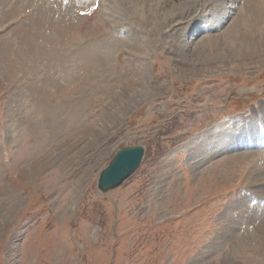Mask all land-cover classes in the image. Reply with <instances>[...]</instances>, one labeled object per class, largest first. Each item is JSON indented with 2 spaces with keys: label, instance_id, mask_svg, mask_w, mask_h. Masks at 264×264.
<instances>
[{
  "label": "rangeland",
  "instance_id": "1",
  "mask_svg": "<svg viewBox=\"0 0 264 264\" xmlns=\"http://www.w3.org/2000/svg\"><path fill=\"white\" fill-rule=\"evenodd\" d=\"M199 2L192 15L204 12ZM23 12L27 20L17 18ZM43 12L40 0H0V264H264V226L239 222L264 213L251 181L254 165L264 173V155L225 149L202 158L214 136L233 132L227 121L253 118L264 105L257 25L237 28L229 18L189 35L186 19L171 32L165 22L153 31L152 22L128 19L111 39L108 30L78 37L97 10L71 41L47 43L63 50L60 70L39 42L32 52L41 58L27 51L25 33ZM232 28L243 42L250 37L248 52L233 39H209ZM183 32L202 40L189 49L192 60L178 51ZM61 71L75 87L51 95L46 84ZM128 145L145 148L139 169L102 192L101 171Z\"/></svg>",
  "mask_w": 264,
  "mask_h": 264
},
{
  "label": "bare ground",
  "instance_id": "2",
  "mask_svg": "<svg viewBox=\"0 0 264 264\" xmlns=\"http://www.w3.org/2000/svg\"><path fill=\"white\" fill-rule=\"evenodd\" d=\"M40 1L42 3V6H44L43 16H42L41 19H39V18L36 19V17H34L31 20V23H30V26H29V31L27 33H25V35L27 37L26 38L27 42L29 43L31 41L30 42V48L27 47V51H29V53L34 55L33 57H36L37 59L41 58V56L44 58V54H45V57H46V55H48V57L49 56L52 57L53 59H51L49 61V63L51 64L53 62V60L55 59L54 58L55 55L57 56V59H58V58L62 57L63 53L55 52L54 50L50 49L51 45H50L49 48H47L48 47L47 43H55L56 44L55 47L58 46L57 47V49H58L59 46L61 45L60 44V42H61L60 40H63L65 36H69L71 38H72V35L76 36L78 33L74 32L75 28L79 24L80 25L82 24V22H80V20H82V18H85V16L78 17V15H74L72 13L73 10H75V12L77 14H79L78 13L79 11H89L90 10L89 8L95 3L96 0H46V1L45 0H40ZM199 1H202V0H180L178 2H175V0H102L103 3L101 4V2H100V5H99V7L97 9L98 12H99L98 14H100V18L97 19V17H96L95 20H93V22L89 26H87L88 29L82 34L79 33L78 37H81L79 35H84V34L86 35V33H92L91 35H94V34H96V32H99V31L107 32V30H108L107 36H108V38L111 39L113 35L114 36L118 35V33L120 35L122 33V31L120 32L119 27L127 24V23H123V22L128 20V19H129V22H132V23L133 22H135V23L138 22L139 25L140 24L146 25V21L147 22H152V30L153 31L156 29V28H154V25H156V23L165 22L163 24L164 25L167 24V27H168V29L166 30L167 32H169V31L171 32L175 28V26H177L178 24L184 22L183 19H186V21L188 20L187 22H189L191 24L189 28L190 29L195 28V29H192V31H191L192 34H195L196 32H199L201 30H207L206 27H203V28L201 26L197 27V28L195 27L198 15L196 16V15H192V14L194 12H196V8L195 7H197L196 5L200 3ZM44 2H45V4H44ZM170 2H171V5L173 7V10L168 9V6H169ZM204 2L206 4L205 7H203L204 9L210 3L213 4L216 7L215 11L210 12V15H215L216 11H218L219 13L222 12V19L221 18L215 19L214 23L209 25V26L212 27L211 30L217 29L215 27H220L219 26L220 22L223 23V20L227 19V17L230 18L233 14H235V11L238 10L236 15L235 16L233 15L234 16L233 17L234 18V23L236 22L238 24V25H236V27L238 28L240 26L242 28V25L245 24L246 22H248V25H249V22H250L249 27H251L252 24H254L255 26L257 25L255 29H256V32H258L259 34H258V39L256 41V44H257V42L259 43V45L261 44V46H260L261 48L260 49H261V52H263L262 49H264V32H260V30L261 31L264 30V0H204ZM204 2H203V4H204ZM228 3H230V4L228 5ZM239 3H241V5ZM199 5H201V4H199ZM114 7H116V12L115 13L113 12V8ZM178 7H180V8H178ZM38 9H39V7L37 8V6L35 5V9H32L31 12L32 13H36V12H38ZM228 9H231V11H229ZM192 10H193V12H191ZM210 10H213V9H210ZM47 11H49V13H47ZM197 11H199V10L197 9ZM31 12H29L28 14L26 13L25 14L26 17L23 20H27L29 18V15H30ZM54 13H55V15H54ZM112 14H115V15H119L120 14V15L118 16V19H117ZM229 14H231V15H229ZM51 16L55 17L56 21H52L50 19ZM137 16H138V18H137ZM135 18H137V20ZM130 19H132L133 21H131ZM134 19L136 21H134ZM78 20H79V22H78ZM161 20H163V21H161ZM219 20H221V21L219 22ZM204 22H207V20L206 21L205 20L202 21V23H204ZM45 23H47V24L45 25ZM189 23H188V25H189ZM101 24H104V25H101ZM108 24L110 26V29H106L105 28ZM188 25H187V27H188ZM245 25H247V24H245ZM68 26H70L73 30L71 28L70 29H66V27H68ZM204 26H206V25H204ZM213 27L215 29H213ZM230 28H231V26H230ZM37 30H39V34L36 32ZM45 30H46V33H45ZM237 30H239V29H237ZM244 30L246 31L248 29H244ZM21 31H23V30H21ZM208 31H210V30H208ZM240 31H236L235 30V32H234L233 28L232 29H228L225 32V34L222 35V38H221L220 35H216V34L212 33L210 35L209 39H212L215 42L218 41L219 38H220V40H222L224 42H226V40L233 39L232 40L233 41L232 42L233 43L232 44L233 47L237 48V46H239L240 44H243L244 45L243 48L245 49L244 51L248 52L247 50L249 49L248 48L249 46L247 44L249 42L250 37L248 39H246V37H245V42H243L242 39L239 37ZM179 32L180 31L178 30L176 33L179 34ZM193 32H195V33H193ZM247 32H249V31H247ZM235 33L237 35H235ZM250 33H249V35H250ZM177 34H175V35H177ZM177 36L179 37V35H177ZM183 36H185L186 38L184 39L185 41L182 39L183 41L181 42V45H180V48H179L178 51H180L181 55L186 56L185 58H187L189 60V59H191L190 57L189 58L187 57V56H190L189 49L193 48V43L194 42L197 45L200 42H202V40L192 41V39H189V36H187V34H185V33H184ZM252 36H254V35H251V37ZM178 37H177V39H178ZM83 38H85V40H87L86 37H82V39ZM135 38H138V37H135ZM180 38H181V35H180ZM73 40L74 39H72V43H73ZM79 41H81V40H79ZM36 42L40 43V44H38L36 46H39V49L43 50V53L41 54V56H40V54H33L34 52H32L33 47L36 44ZM57 42H59L60 45H58ZM64 44H65V41H64ZM136 44H137V42L133 43L132 48L136 47V46L138 47V45H136ZM228 44H230V43H228ZM63 46H61V47H63ZM137 47L135 49L139 48V47L138 48ZM65 48H63V49H65ZM256 48L257 47H252L253 51L256 50ZM34 49H35V47H34ZM35 51H37V50H35ZM96 53H97V50H96ZM99 55H101V53ZM98 56H96V57H98ZM57 62H58L57 65L59 66V69L61 70L63 61L58 59ZM58 74L52 76L49 79L50 80V85H48V83L46 84V87L48 89H50V91H51V95H53L52 92L54 91V88L58 89V88L62 87L63 85L69 83V80L67 81L66 79H64L65 77L63 78V76L65 75L64 71L58 72ZM68 76L66 75V77H68ZM53 78L56 81L55 84L52 83V79ZM64 80H66V83L64 82ZM80 80H81V78H80ZM37 85H38V82H37L36 86ZM70 85L71 84H68V86H70ZM63 91H65V90H63ZM45 95H48V94H45ZM48 97H50V96L48 95ZM135 98H137V96H135ZM50 107H51V105H48V107L45 108V110L46 109H50ZM261 113H262V116L259 113H257V115H255V117H253V118L242 119L239 124H236V125L233 126L234 131L232 133L231 132L228 133V132L224 131L222 133V135L214 136L213 137L215 139L214 147H213V149L210 150L211 153H208V154L203 153L202 154L203 160H206L207 157L210 156V155L211 156L215 155L219 151H221V152L224 151L225 152L227 149L230 150V149H232L231 148L232 146L238 145L239 142L241 143V141L247 140L249 137H252L255 134L254 133L255 130H257V126H258L257 124L259 122H263L264 123V118H262V117H264V110H262ZM246 124H248V125H246ZM256 136H258V138L260 137L259 138V141H260L261 140V136L257 135V133H256ZM207 145H208V143H207ZM255 153H256L257 156L261 155V154L264 155V151H259V150L252 151V154H255ZM263 164H264V162H263ZM263 170H264V168H263ZM254 171H255L254 174H256V175L253 176L252 179H251V181H254V183H252V185L256 189L255 191L257 193H259L261 196H263L264 195V173L259 170L257 164L254 165ZM262 198H264V197H262ZM242 201H243V204H244V202L247 201V200H246V198H244V199H242ZM247 203L248 202H245L244 205H247ZM232 209L233 208H229L228 209V213H227V215H229L231 218H233V215H234L233 211L235 210L234 209L232 211ZM257 212H258V210H257ZM259 213H257V214H259ZM227 215H225V216L227 217ZM255 216H256V214H255ZM233 222L237 223L236 221H232V224H234ZM239 222H241L243 224L246 223L248 226L253 224L255 228L256 227L257 228H261V227L264 226V213L263 214H259L256 217H254L252 215L250 217H246V215L240 216ZM231 230L233 231V230H237V229L233 225L231 227ZM262 230L264 232V228H262ZM226 235L228 236V234H226ZM227 239H229V237H227Z\"/></svg>",
  "mask_w": 264,
  "mask_h": 264
},
{
  "label": "water",
  "instance_id": "3",
  "mask_svg": "<svg viewBox=\"0 0 264 264\" xmlns=\"http://www.w3.org/2000/svg\"><path fill=\"white\" fill-rule=\"evenodd\" d=\"M144 148L140 145L125 146L118 150L99 176L98 186L107 192L131 176L140 166Z\"/></svg>",
  "mask_w": 264,
  "mask_h": 264
}]
</instances>
